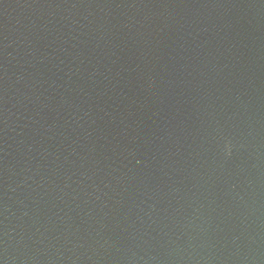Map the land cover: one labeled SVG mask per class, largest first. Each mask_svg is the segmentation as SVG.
Returning <instances> with one entry per match:
<instances>
[{
	"label": "water",
	"instance_id": "obj_1",
	"mask_svg": "<svg viewBox=\"0 0 264 264\" xmlns=\"http://www.w3.org/2000/svg\"><path fill=\"white\" fill-rule=\"evenodd\" d=\"M0 264H264V0H0Z\"/></svg>",
	"mask_w": 264,
	"mask_h": 264
}]
</instances>
